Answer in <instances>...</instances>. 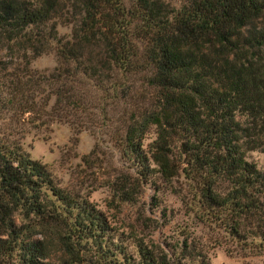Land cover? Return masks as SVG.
Returning a JSON list of instances; mask_svg holds the SVG:
<instances>
[{
    "label": "trees",
    "instance_id": "16d2710c",
    "mask_svg": "<svg viewBox=\"0 0 264 264\" xmlns=\"http://www.w3.org/2000/svg\"><path fill=\"white\" fill-rule=\"evenodd\" d=\"M0 37L30 51L27 66L43 53L57 58L47 73L13 68L0 84L1 111L80 130L98 119L92 108L105 118L122 101V155L139 179L182 174L200 218L242 245H264V172L247 158L264 151V0H0ZM121 190L126 201L131 192ZM0 264L210 262L196 245L168 252L115 230L8 135Z\"/></svg>",
    "mask_w": 264,
    "mask_h": 264
},
{
    "label": "rangeland",
    "instance_id": "374dc122",
    "mask_svg": "<svg viewBox=\"0 0 264 264\" xmlns=\"http://www.w3.org/2000/svg\"><path fill=\"white\" fill-rule=\"evenodd\" d=\"M59 31L68 35L70 29L59 27ZM30 57L29 50L0 37V84L13 68L47 73L57 64L54 51L31 59L27 66ZM127 107L122 101L109 103L105 118L100 109L92 108L98 119L80 130L58 119L42 125V120L34 122L33 115L17 107L0 110V138L20 139L23 150L46 165L59 187L87 199L119 232L134 234L168 252L182 242L196 245L210 264H264V245H242L225 228L196 214L191 187L182 174L165 181L155 173L153 183L139 179L122 155ZM152 137L147 136L145 145ZM176 146L177 142L172 153L178 159ZM247 158L264 172V151H251ZM122 188L131 192L126 201L124 195H117Z\"/></svg>",
    "mask_w": 264,
    "mask_h": 264
}]
</instances>
